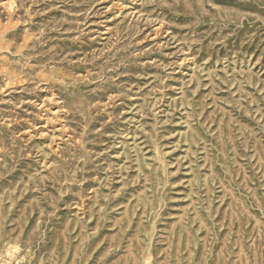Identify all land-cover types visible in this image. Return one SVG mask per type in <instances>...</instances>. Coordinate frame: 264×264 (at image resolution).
Wrapping results in <instances>:
<instances>
[{
  "label": "rangeland",
  "instance_id": "1",
  "mask_svg": "<svg viewBox=\"0 0 264 264\" xmlns=\"http://www.w3.org/2000/svg\"><path fill=\"white\" fill-rule=\"evenodd\" d=\"M0 264H264V0H0Z\"/></svg>",
  "mask_w": 264,
  "mask_h": 264
}]
</instances>
